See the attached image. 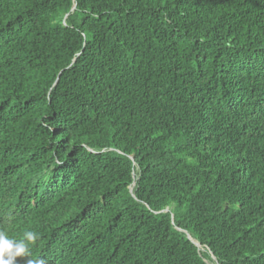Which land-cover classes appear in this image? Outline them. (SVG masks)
<instances>
[{"label": "trees", "instance_id": "obj_1", "mask_svg": "<svg viewBox=\"0 0 264 264\" xmlns=\"http://www.w3.org/2000/svg\"><path fill=\"white\" fill-rule=\"evenodd\" d=\"M0 230L45 264H264V0H0Z\"/></svg>", "mask_w": 264, "mask_h": 264}, {"label": "clouds", "instance_id": "obj_2", "mask_svg": "<svg viewBox=\"0 0 264 264\" xmlns=\"http://www.w3.org/2000/svg\"><path fill=\"white\" fill-rule=\"evenodd\" d=\"M39 234L26 231L23 238L17 240L0 230V264H18V258L29 257L27 264H45L44 259H31V246L35 245Z\"/></svg>", "mask_w": 264, "mask_h": 264}, {"label": "water", "instance_id": "obj_3", "mask_svg": "<svg viewBox=\"0 0 264 264\" xmlns=\"http://www.w3.org/2000/svg\"><path fill=\"white\" fill-rule=\"evenodd\" d=\"M66 17H67V16H66ZM66 17H65V18H66ZM132 160H134V159L132 158ZM131 193L133 194V188H131ZM196 244L200 247V244H199V243L196 242ZM213 259L216 261V258H215L214 256H213Z\"/></svg>", "mask_w": 264, "mask_h": 264}]
</instances>
